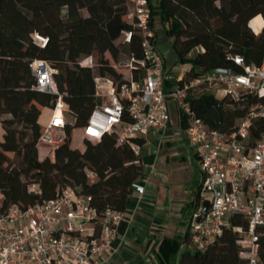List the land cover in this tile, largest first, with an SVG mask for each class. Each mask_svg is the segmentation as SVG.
Segmentation results:
<instances>
[{
	"label": "trees",
	"instance_id": "trees-1",
	"mask_svg": "<svg viewBox=\"0 0 264 264\" xmlns=\"http://www.w3.org/2000/svg\"><path fill=\"white\" fill-rule=\"evenodd\" d=\"M152 10L153 16L159 17L156 34L166 65L170 62L161 49L162 36L171 40L174 64L189 67V80L218 68L237 70L232 60L235 56L256 65L264 58V30L256 36L248 27L255 17L264 19V0H160ZM126 12L124 0H0V124L4 131L0 213L16 204L52 200L67 186L82 187L100 216L108 209L126 211L135 183L145 176L142 158L129 146L118 145L116 136L109 134L98 143L85 140L84 151L72 147L74 130L88 125L97 104L95 77H108L116 84L125 82L105 55L119 58L116 42L129 28L124 20ZM36 34L49 40L45 48L35 41ZM140 41L134 36L127 46L131 58H142ZM88 56L95 58L96 71L80 66L81 59ZM34 60L49 61L57 71L54 80L59 94L75 119L73 125H67L65 141L54 151L53 159L39 158L43 130L39 121L45 109H55L59 96L32 90L35 79L30 64ZM189 101L197 117L211 128L232 133L258 98L247 94L233 100L205 92ZM181 127H187L184 119ZM251 133L254 140L262 136L263 119L254 121ZM87 170L95 174L93 181L88 179ZM33 183L40 186L41 195L28 191ZM199 199L198 192L196 208ZM233 223L247 227L240 217ZM183 240L187 242L188 235ZM237 241L238 235L225 229L219 242L206 251L181 252L180 238H165L158 264H248L239 256ZM259 256V264H264V232Z\"/></svg>",
	"mask_w": 264,
	"mask_h": 264
},
{
	"label": "built area",
	"instance_id": "built-area-1",
	"mask_svg": "<svg viewBox=\"0 0 264 264\" xmlns=\"http://www.w3.org/2000/svg\"><path fill=\"white\" fill-rule=\"evenodd\" d=\"M124 1L129 28L121 32L118 42L128 46L138 36L143 56L131 58L127 73H122V84L95 77L97 104L88 125L81 129L84 141L98 143L105 134L115 135L118 145L129 146L140 159L150 136L164 137L168 132L170 102L176 103L180 120L187 123L183 136L202 173L199 204L189 219L184 250L204 252L229 229L238 235L240 258L259 264L264 232V133L254 140L251 130L254 121L264 120V58L256 65L235 56L237 70L218 68L192 80L186 78L188 66H180V72L172 74L158 47L151 0ZM256 19L248 27L258 36L257 30H264V19ZM34 39L42 48L49 42L37 34ZM80 66L96 71L98 64L88 56L81 59ZM30 68L35 79L32 90L59 96L38 141V148L45 145L54 153L65 141L68 116L74 117L59 94L52 64L34 60ZM205 92L233 100L250 94L258 102L232 133H223L198 118L190 107L189 98ZM58 108L61 114L56 113ZM86 172L90 181L96 178L93 172ZM28 191L42 192L34 183ZM134 191L142 197L146 189L135 183ZM206 201L211 207L199 221ZM235 217L246 221L247 227L235 226ZM127 220L126 211L108 209L100 216L82 187L67 186L52 200L16 204L0 213V264H108L124 244L120 227Z\"/></svg>",
	"mask_w": 264,
	"mask_h": 264
},
{
	"label": "crops",
	"instance_id": "crops-1",
	"mask_svg": "<svg viewBox=\"0 0 264 264\" xmlns=\"http://www.w3.org/2000/svg\"><path fill=\"white\" fill-rule=\"evenodd\" d=\"M151 4L156 7L152 0ZM154 23L158 29V16H154ZM160 42L162 51L166 56L172 55L175 62L171 40L162 36ZM179 121L177 127L171 120L164 137L150 136L149 142L142 147L145 176L137 183L144 186L146 192L140 197L133 191L128 199L126 213L129 220L120 227L124 244L108 264H158L157 255L165 238H180V251L184 250L183 239L196 208L194 201L201 187L202 173L183 136L180 117ZM73 141V148L85 150V145L78 148ZM43 148L48 147H39L40 160L53 159L54 153L42 155Z\"/></svg>",
	"mask_w": 264,
	"mask_h": 264
},
{
	"label": "rangeland",
	"instance_id": "rangeland-1",
	"mask_svg": "<svg viewBox=\"0 0 264 264\" xmlns=\"http://www.w3.org/2000/svg\"><path fill=\"white\" fill-rule=\"evenodd\" d=\"M153 4L158 7L160 0H152ZM83 15L85 17H88L89 14L87 11H83ZM158 21V19H157ZM254 33V32H253ZM255 34V33H254ZM117 45L120 47V54H119V58L117 60H114L112 58V56L110 54H106L105 58L108 59V61L110 62L111 65L115 66L116 70L118 72L121 73H127V65L130 63L131 61V56L126 52V48L127 45H123L121 43H119L118 41L116 42ZM169 58V66L170 69L172 70V74H175L177 72H180V66L179 65H175L172 59V55H168ZM50 110L52 109H48L46 111H44L42 119H41V127L43 128V125H45L46 121L48 120V118L50 117ZM170 110H171V118H172V122L175 126L179 127L180 125V121H179V112H178V107L176 105V103L174 102H170ZM68 121L70 125H73L75 123V119H73L72 117L68 116ZM238 123V121H237ZM3 135H4V131L1 127L0 124V143L3 141ZM73 138H74V146L78 147V148H82L84 145V133L81 129H77L74 131L73 134ZM42 155H46V154H50L51 153V149L48 147L43 148L42 149ZM54 157V156H53Z\"/></svg>",
	"mask_w": 264,
	"mask_h": 264
},
{
	"label": "water",
	"instance_id": "water-1",
	"mask_svg": "<svg viewBox=\"0 0 264 264\" xmlns=\"http://www.w3.org/2000/svg\"><path fill=\"white\" fill-rule=\"evenodd\" d=\"M210 207H211V203L210 202H208V201L204 202V204H203V211L201 213V216L199 218V221H202L206 217V215L208 214V211H209Z\"/></svg>",
	"mask_w": 264,
	"mask_h": 264
},
{
	"label": "bare ground",
	"instance_id": "bare-ground-1",
	"mask_svg": "<svg viewBox=\"0 0 264 264\" xmlns=\"http://www.w3.org/2000/svg\"><path fill=\"white\" fill-rule=\"evenodd\" d=\"M262 18L263 17L261 15L257 16L256 22H261L262 21ZM257 33L260 35L261 32L259 30H257ZM60 107H62V104H61ZM56 113L57 114H61L62 113V109L61 108H58V110H57Z\"/></svg>",
	"mask_w": 264,
	"mask_h": 264
}]
</instances>
